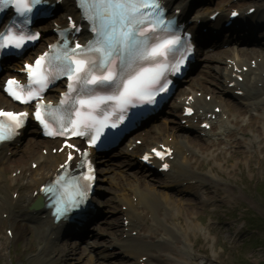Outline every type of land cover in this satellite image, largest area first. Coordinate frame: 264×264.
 <instances>
[{"label":"snow or ice","instance_id":"6c2138e0","mask_svg":"<svg viewBox=\"0 0 264 264\" xmlns=\"http://www.w3.org/2000/svg\"><path fill=\"white\" fill-rule=\"evenodd\" d=\"M45 3L46 0H0V10L10 5L22 17L21 24L26 27L30 15L39 14L42 11L40 6ZM78 3L84 18L92 24L95 38L86 48L80 44L68 47L65 40L64 46L47 61L45 57L49 54L45 53L37 57L31 67L24 66L29 82L26 90L13 87L16 85L14 80L7 81L5 90L15 100L28 104L48 87L51 76L48 68H52L57 76L67 78V92L61 93L60 100V105L66 106L67 116L57 118L59 133L49 131L46 118L51 113H42L41 109L50 106L38 103L36 120L48 135L64 134L71 127L73 135H88L95 144L102 135L101 130L109 126V108L111 114H116L119 109L118 118L123 119L128 106L137 102L152 104L158 93L167 91L170 82L166 75V61L181 46V39L172 32L174 21L164 19L160 0H78ZM68 24L73 27L71 20ZM157 32L171 35H157ZM37 36L38 33L30 29L25 31L13 21L12 26L0 33V55L5 50H22L26 42L36 40ZM44 64L47 67H43ZM179 70L180 63H177L172 71ZM0 117H7L12 122L8 126L0 122V140H3L18 134L28 113L0 111ZM111 126L115 127V124ZM89 167L91 169L90 164ZM87 179L94 181L95 176L89 174ZM88 195L87 188L79 192V203L86 202ZM70 203L73 208L79 206L77 198ZM68 211L67 203L56 208L58 215Z\"/></svg>","mask_w":264,"mask_h":264},{"label":"bare ground","instance_id":"6f19581e","mask_svg":"<svg viewBox=\"0 0 264 264\" xmlns=\"http://www.w3.org/2000/svg\"><path fill=\"white\" fill-rule=\"evenodd\" d=\"M163 2V4L167 7L172 9L173 5L172 2L174 0H161ZM179 6L175 7V9H178ZM64 10L67 11L68 7L65 6ZM69 12V11H67ZM181 15H184V11L181 10ZM203 16V14L201 12L197 13L196 18H199ZM237 20L239 19H235L233 21H229L231 23L230 27H233L234 24H236L235 22H237ZM243 20H248L247 18L241 19V22ZM240 21L238 23H241ZM253 20H250V28L248 29V31L246 32L247 35H251L256 29L257 26L253 25ZM231 29V28H230ZM241 32V31H239ZM244 33V32H242ZM260 54H263L262 52H258ZM258 53L252 52V56L257 55ZM222 56H225L224 54H222ZM219 61H222L221 59H218ZM259 62H256V71H261V69H263L264 67V61L262 64H260L257 67V64ZM250 73H253L250 71ZM249 73V74H250ZM246 76V75H245ZM261 78H259V76H257L253 82V85L251 87L248 88L247 92L250 95L251 92L254 91H258L260 89H257L256 87V83L260 82ZM224 83L227 82L226 78L223 79ZM229 82H232V80H229ZM227 82V83H229ZM246 94V91H244ZM221 93H226V88L225 85L222 86V91ZM214 99H217V97L215 96V94H212ZM220 103L222 104V106L227 108V113L230 112H236L238 114V116L243 114V110H241L240 108H238L235 105H231L230 102H224L222 100H220ZM261 103L264 105V95L261 96ZM196 104L198 105V108L201 109V111L204 114L207 113H213V110H211L210 105L209 104H205V103H199L196 101ZM199 105H201V107H199ZM264 109V107H262ZM260 119L259 118H254L251 119L249 125L247 126V128H250L253 132L257 133V136L260 137V142H264V129H262L260 127ZM239 119L237 118L234 121V124H238ZM240 131L242 132V134H244V128L240 129ZM167 133V132H166ZM171 137H172V132L170 133ZM234 132L230 133L228 135V137L233 138L234 137ZM159 135H163V134H159ZM179 137L174 134L173 135V139L176 140ZM184 140L190 144V145H199L200 143H198V141H194V139L192 140L191 137H185ZM164 141V147H169L170 145L168 144V135H165L163 138ZM234 143L236 145H240V142L238 141H234ZM36 143L31 142V144L26 147H28L27 149L22 150V152H20L18 154V156L16 158H18L17 160V164H15L13 161H9L8 162V170L11 169V167H21L23 165V163L28 159V157H30L33 152L40 147L35 146ZM45 149L48 147L45 145H42ZM216 145L214 144H210V143H205L202 145H199V149L202 152L205 151H209L213 148H215ZM249 148H253V143H250ZM174 149V146H173ZM30 150V151H29ZM49 150V149H48ZM50 152V150H49ZM260 153L264 154V145L262 146V151H260ZM174 154L175 157L173 159L172 162V169L175 170L174 171V177L173 180L170 181V184L173 183L175 181L176 178H178L177 175H181V170L183 167H187L188 166V157H182L181 154V150L180 147H177V149H174ZM34 156H39L38 158H33L34 161H36V163L39 165V168L37 170V172H31L29 173V180L31 181L27 187H29V191H30V195L28 194H20V197L18 198L17 201H14L13 199H11V197L9 196V194L12 191H16V192H20L21 193V189L19 187V185H17L18 183L16 182V180H8L6 181L4 187H2L4 185V181H3V175L6 174V168L3 167L2 165H0V252L4 249L6 250L7 247L9 246L7 243L12 244L14 241L16 243H18V241H21V239H26L28 234H30V232L32 231V229L29 228V224L30 223H36L41 225V230L42 231L44 228H47V230H49V232L51 233V239H44L43 236V243L44 245H40V248H38V245L36 243V245L33 242H27V241H23L24 242V254H30L32 255V260L31 263L32 264H73L70 263L69 261H71V259H67V254H64L62 256L61 261H58V252L57 249L55 247L56 243H58V239H57V235L60 233H57V230L59 228L54 227L50 220H48L47 218V213L44 212V210H32V212L28 213V210L30 208V206L33 204L35 197H33V193L36 192V190L38 189V187L45 183L46 180L48 178H50V176L52 175V173L55 172L56 169V163L58 162L57 160L60 158L59 156L53 157L52 155H47V156H41V154H35ZM253 159L255 160V157L251 158L250 163L253 162ZM3 158L0 156V162H2ZM48 164V165H47ZM192 165L195 163H191ZM11 166V167H10ZM191 168H193V166H190ZM223 167V166H222ZM231 168V167H230ZM197 170H200L199 168ZM232 170V169H231ZM24 170L21 171V176H25L24 175ZM171 171V169H170ZM191 179H183V182L189 181ZM199 181V185L202 183V181H200L199 179H197ZM181 181L177 182L176 185L180 184ZM163 181H159L158 182V186H164L166 187L164 190L168 191L170 190L171 187H167L168 185H163ZM10 190V191H9ZM136 192V189H135ZM162 196V194H161ZM163 197V196H162ZM24 199V200H23ZM164 201H171L174 202L176 200V194H174L173 196H169V194L167 193L165 197H163ZM122 201H126V200H122ZM169 203V202H168ZM184 204L185 207H190L191 203L188 202L187 200H184ZM138 206H145L146 208H149V203H148V194L144 193L142 191H138L137 194V199L134 203L133 199L131 200V203L128 202V207L132 208L133 207H138ZM184 205H182L181 207H176L173 209H170V211H175L176 215H172V218H170L171 220V228L172 230H170V234L172 236H174L173 239L177 240V237L179 236V229L181 230V227H179L180 224H182L181 220L185 221L186 224V229L183 232L184 237H186L187 239L193 237V230H192V225H191V215L189 213H187V211L184 210ZM159 215H161V212L158 211ZM144 213L141 212L139 214H136L137 217H128L127 220L129 221V226H133L135 224V220L137 221L138 218L143 217ZM2 220L4 223L6 224L3 226ZM9 220H11L9 222ZM174 223V224H173ZM8 231V233L6 232ZM181 236V237H182ZM153 238L151 235H147L145 237H139V240H134L131 239L130 237H128L126 240H124L122 243L119 244L120 248L119 249H124L121 250L120 252V257H124V259L128 262H126V264H141L139 263V260L141 259V257H143L142 252L143 249L142 247V242H146V241H151ZM6 240V242H4ZM55 240V241H53ZM159 243H166L169 246H172L173 248L177 247V244H181V240L178 239L175 243H173L172 240L169 239H161L158 240ZM91 245V244H89ZM57 246V245H56ZM173 256H176L177 251L175 253H170ZM202 254H205V251L202 252ZM22 255V254H20ZM146 259L143 262V264H150V262L155 261V262H159V263H164V264H168V261L165 260V256L161 255V254H153L150 253L148 255H146ZM57 258V259H56ZM53 259H56L53 262ZM19 261L23 264V261L21 259H19ZM92 259H90V262L92 263ZM95 261V260H94ZM96 263H98L97 261H95ZM74 264H82V262H74ZM83 264H90L87 263V261L85 260V262H83ZM98 264H101V262H99Z\"/></svg>","mask_w":264,"mask_h":264},{"label":"rangeland","instance_id":"374dc122","mask_svg":"<svg viewBox=\"0 0 264 264\" xmlns=\"http://www.w3.org/2000/svg\"><path fill=\"white\" fill-rule=\"evenodd\" d=\"M242 2L241 6L246 8L264 3V0H241L239 4ZM208 64L215 65L211 62ZM208 75L207 78L211 77L212 72ZM212 82L217 84L216 76ZM263 145L264 142H256L255 150L259 151ZM229 155L226 154L225 158ZM248 157L239 155L229 160L228 165H225V161L221 163L222 173L218 174L215 187V193L219 195L208 196L204 206L193 213L197 217L194 223L203 226L199 230L192 229L193 239L190 238V241L196 239L198 245L190 248L191 243L183 241L186 237L182 236L180 239L185 248L178 246L179 250L170 264H264V155L259 156L263 157L261 162L256 157V162L247 163ZM209 166L215 167L213 163ZM23 191L27 193L28 189ZM249 223L252 225L248 226ZM35 226L33 224L32 227ZM167 235L170 236V232ZM23 241L36 245L42 241V236L33 229L26 239L0 252V264H22L16 258L18 251L22 254L23 264H32V255L24 254ZM203 251L205 254H202Z\"/></svg>","mask_w":264,"mask_h":264}]
</instances>
